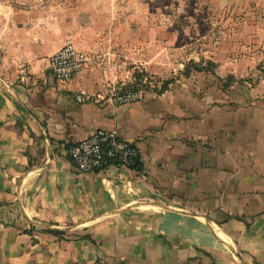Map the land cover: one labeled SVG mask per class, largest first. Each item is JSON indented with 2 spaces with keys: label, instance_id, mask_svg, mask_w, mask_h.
<instances>
[{
  "label": "crops",
  "instance_id": "0c3cea01",
  "mask_svg": "<svg viewBox=\"0 0 264 264\" xmlns=\"http://www.w3.org/2000/svg\"><path fill=\"white\" fill-rule=\"evenodd\" d=\"M120 16L0 0V264H264V77L234 94L214 68L183 71L113 104L135 68L169 66L170 44ZM69 42L87 61L61 83L48 60ZM99 128L137 148L140 171L73 167L68 148Z\"/></svg>",
  "mask_w": 264,
  "mask_h": 264
},
{
  "label": "rangeland",
  "instance_id": "374dc122",
  "mask_svg": "<svg viewBox=\"0 0 264 264\" xmlns=\"http://www.w3.org/2000/svg\"><path fill=\"white\" fill-rule=\"evenodd\" d=\"M90 2L98 6L105 4L107 12L120 14L122 24L131 15L132 27L152 28L156 40L163 39L164 44H170L169 66L163 75L150 74L138 67L132 71L131 85L123 88L141 95L157 93L165 81L178 77L187 66V72L194 71L193 63L214 68L222 77H219V88L223 92H252L264 77V0ZM158 31L165 33L160 37ZM140 37H145V33ZM155 52L161 62L166 60L161 59L164 52L160 48L156 47ZM176 61L180 62L179 70Z\"/></svg>",
  "mask_w": 264,
  "mask_h": 264
},
{
  "label": "built area",
  "instance_id": "2783aa9c",
  "mask_svg": "<svg viewBox=\"0 0 264 264\" xmlns=\"http://www.w3.org/2000/svg\"><path fill=\"white\" fill-rule=\"evenodd\" d=\"M87 59L84 53L72 43H66L49 57V73L59 82H68L84 69ZM113 104H129L140 99V93L122 86L110 88ZM76 101H83V94L75 95ZM73 167L81 173H98L110 167L132 169L138 158L137 148L122 139L113 130L99 128L86 138L74 142L67 150ZM99 264H108L100 261Z\"/></svg>",
  "mask_w": 264,
  "mask_h": 264
},
{
  "label": "trees",
  "instance_id": "16d2710c",
  "mask_svg": "<svg viewBox=\"0 0 264 264\" xmlns=\"http://www.w3.org/2000/svg\"><path fill=\"white\" fill-rule=\"evenodd\" d=\"M193 64H194V71L200 72V71H209V70H211V69H209L207 67H202V66L197 65V63L196 64L193 63ZM207 64H210V63H207ZM188 68L189 67L187 66V68H185L184 71L187 72ZM187 74H188V72H187ZM171 82H172V79H169L168 81H165L158 92H162V91L166 90L168 84L171 83ZM132 170H135V171H140L141 170V164H140V160L138 158L135 160V165L133 166ZM54 233H59V232H54Z\"/></svg>",
  "mask_w": 264,
  "mask_h": 264
}]
</instances>
